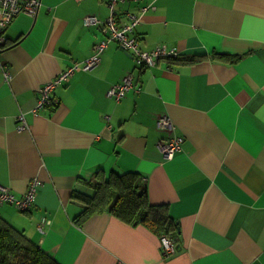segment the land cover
<instances>
[{"label": "crops", "instance_id": "crops-1", "mask_svg": "<svg viewBox=\"0 0 264 264\" xmlns=\"http://www.w3.org/2000/svg\"><path fill=\"white\" fill-rule=\"evenodd\" d=\"M109 0H41L6 29L0 69V186L23 194L40 181L30 209L0 214L61 264H264V0L127 1L141 14L143 49L164 45L185 63L161 56L139 65L114 41L90 70L57 86L58 104L38 114L39 90L93 52L106 37ZM133 73L136 89L120 101L109 88ZM24 113L28 128L19 129ZM168 114L184 137L171 159L159 145ZM138 172L153 204L167 205L180 227L178 251L164 255L161 237L109 212L77 224L79 192L91 194L100 171ZM42 218L50 220L44 232Z\"/></svg>", "mask_w": 264, "mask_h": 264}, {"label": "built area", "instance_id": "built-area-1", "mask_svg": "<svg viewBox=\"0 0 264 264\" xmlns=\"http://www.w3.org/2000/svg\"><path fill=\"white\" fill-rule=\"evenodd\" d=\"M127 1L141 0H109L108 6L110 14L105 20H101L96 14H87L84 16L85 26L101 25L106 37L93 45V53L86 60L76 62L66 70H63L58 76L42 85L39 90L37 105L33 109L34 113L38 114L40 110L48 106L57 105L58 99L53 94L54 89L71 76L76 69L82 68L84 70H90L96 66L100 61L102 52L112 41L116 42L124 51L132 54L140 65L154 66L161 56L179 55L178 51L168 49L164 45L157 47L155 51H148L141 47L140 39L136 34V26L141 20V14L152 9L154 4L150 2L142 5L141 14L131 10L122 11V14H125L122 19L120 18L121 13L118 10V5ZM40 4L41 0H0V69L3 71L6 79L10 78V71L1 58L3 45L6 43V29L20 13L36 15ZM136 87L133 73H129L124 77L122 82L112 85L109 88L108 95L119 101L130 90ZM17 119H19V129L28 128V122L24 113H21ZM157 126L158 129L170 134L168 137L160 140L159 147L165 158L171 159L182 148L184 137L173 133L175 125L168 114L158 115ZM39 186L40 181L34 178L30 180L27 190L21 195H17L10 187L0 186V207L7 203L14 205L20 210L30 209L35 204ZM49 223L50 220L42 218L38 224V229L44 232L45 225ZM161 243L164 255L166 256L175 254L178 251L177 242L168 236H162Z\"/></svg>", "mask_w": 264, "mask_h": 264}, {"label": "trees", "instance_id": "trees-1", "mask_svg": "<svg viewBox=\"0 0 264 264\" xmlns=\"http://www.w3.org/2000/svg\"><path fill=\"white\" fill-rule=\"evenodd\" d=\"M166 58L185 63L194 62L193 56L184 57L181 54ZM141 66L144 67L145 64ZM138 175L136 171L112 170L108 175L98 171L91 182V194L74 192L82 204L75 222L80 224L96 213L109 212L125 222L133 225L143 224L160 237L168 236L178 242L179 223L172 217L167 205L150 202L147 186L140 184ZM0 264L61 263L51 253L42 249L23 229L16 227L0 214Z\"/></svg>", "mask_w": 264, "mask_h": 264}, {"label": "rangeland", "instance_id": "rangeland-1", "mask_svg": "<svg viewBox=\"0 0 264 264\" xmlns=\"http://www.w3.org/2000/svg\"><path fill=\"white\" fill-rule=\"evenodd\" d=\"M151 3H153L154 4V1H151ZM156 49V48H155ZM155 49H154V51H155ZM146 50V49H145ZM148 51H153V50H148ZM166 57H171V56H166ZM123 81V80H122ZM121 81V82H122ZM116 84H118V83H116ZM116 84H114V85H116ZM116 100V99H115ZM117 101V100H116ZM35 109V108H34ZM158 118V117H157ZM19 120V119H18Z\"/></svg>", "mask_w": 264, "mask_h": 264}, {"label": "bare ground", "instance_id": "bare-ground-1", "mask_svg": "<svg viewBox=\"0 0 264 264\" xmlns=\"http://www.w3.org/2000/svg\"><path fill=\"white\" fill-rule=\"evenodd\" d=\"M158 62V61H157ZM162 237V236H161ZM177 244H178V242H177Z\"/></svg>", "mask_w": 264, "mask_h": 264}]
</instances>
